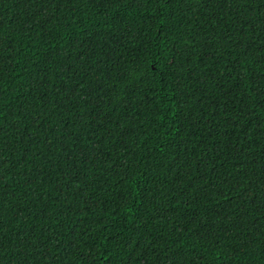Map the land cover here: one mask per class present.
<instances>
[{
    "label": "trees",
    "instance_id": "16d2710c",
    "mask_svg": "<svg viewBox=\"0 0 264 264\" xmlns=\"http://www.w3.org/2000/svg\"><path fill=\"white\" fill-rule=\"evenodd\" d=\"M0 264H264V0H0Z\"/></svg>",
    "mask_w": 264,
    "mask_h": 264
}]
</instances>
